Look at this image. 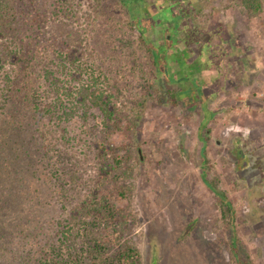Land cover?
Wrapping results in <instances>:
<instances>
[{
  "label": "rangeland",
  "instance_id": "374dc122",
  "mask_svg": "<svg viewBox=\"0 0 264 264\" xmlns=\"http://www.w3.org/2000/svg\"><path fill=\"white\" fill-rule=\"evenodd\" d=\"M241 1L68 0L66 8L59 0L14 2L21 21L43 14L46 47L67 43L84 57L107 56L116 64L107 72L122 88V124L130 128L114 143H129L134 157L129 193L117 204L133 215L129 231L142 264H238L233 232L240 254L250 264H264V0L256 15ZM134 13L159 46V67L139 42L113 49ZM140 35L135 28L132 37ZM171 55L187 57L186 72L191 70L184 80L177 59H167ZM149 79L155 88H143ZM154 89L155 100L139 102ZM170 90L177 93L176 105L168 100ZM204 177L228 195L236 209L233 225ZM11 207L18 212L13 217L0 215V264H18L23 244L30 248L51 238L60 216L57 206Z\"/></svg>",
  "mask_w": 264,
  "mask_h": 264
},
{
  "label": "trees",
  "instance_id": "16d2710c",
  "mask_svg": "<svg viewBox=\"0 0 264 264\" xmlns=\"http://www.w3.org/2000/svg\"><path fill=\"white\" fill-rule=\"evenodd\" d=\"M59 1L62 8L69 3ZM14 2L0 0V215L13 217L18 212L12 203L24 202L60 211L52 237L30 248L23 244L18 264H142L129 231L133 215L117 204L129 193L126 180L134 157L129 143H114L115 136L130 128L122 124L127 109L120 103L122 88L107 72L116 64H109L107 56L100 61L84 57L67 43L46 47L40 37L43 14L21 21ZM241 2L252 14L262 11V0ZM138 16L134 13L127 21L129 31L117 37L113 49H132L139 42L159 67L163 55ZM135 28L141 33L138 39L132 37ZM173 58L181 65V77L185 60ZM146 82L143 88H155L151 79ZM169 93L171 104H178L177 93ZM154 95L157 89L139 102L148 104ZM204 181L219 198L223 218L233 225L236 209L228 195L207 177ZM238 243L233 232L234 257L238 264H250Z\"/></svg>",
  "mask_w": 264,
  "mask_h": 264
},
{
  "label": "flooded vegetation",
  "instance_id": "af4514ba",
  "mask_svg": "<svg viewBox=\"0 0 264 264\" xmlns=\"http://www.w3.org/2000/svg\"><path fill=\"white\" fill-rule=\"evenodd\" d=\"M186 51L188 52L189 49H187ZM195 51H196V52L199 51L197 54H198L199 56H201V51H200V50H195ZM168 52H169V51H168ZM188 54H189V53H188ZM174 55H175V54H174ZM174 55H171L170 57H167V59H168V60H171V59L173 60V56H174ZM189 55H190V54H189ZM182 56H183V55H182ZM186 58H187V57H186ZM186 58L184 59V60H185L184 62L186 63V64L184 63L185 65H187V63H188ZM185 65H184V67H185ZM191 68H192V67H191ZM182 69H183V68H182ZM189 69H190V67L187 68V72L189 71ZM190 70H191V69H190ZM185 71H186V70H185ZM170 72H172V70H171Z\"/></svg>",
  "mask_w": 264,
  "mask_h": 264
}]
</instances>
